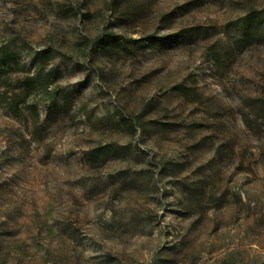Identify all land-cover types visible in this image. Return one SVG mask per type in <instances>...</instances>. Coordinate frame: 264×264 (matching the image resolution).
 <instances>
[{
  "label": "rangeland",
  "instance_id": "374dc122",
  "mask_svg": "<svg viewBox=\"0 0 264 264\" xmlns=\"http://www.w3.org/2000/svg\"><path fill=\"white\" fill-rule=\"evenodd\" d=\"M253 9L0 0V264H264V40L231 24Z\"/></svg>",
  "mask_w": 264,
  "mask_h": 264
},
{
  "label": "trees",
  "instance_id": "16d2710c",
  "mask_svg": "<svg viewBox=\"0 0 264 264\" xmlns=\"http://www.w3.org/2000/svg\"><path fill=\"white\" fill-rule=\"evenodd\" d=\"M232 25L242 33L246 38H253L257 41L264 40V9H253L247 12L241 18L232 21ZM104 47H110L112 44L124 48V41L120 36L109 34L104 36L101 40ZM13 55V50L4 47L0 49V69L9 67V60ZM23 103L22 98L13 99L9 102V107L12 111H18L20 105ZM112 149L109 145L99 146L89 151V161L92 165L102 164L107 160V155L111 153Z\"/></svg>",
  "mask_w": 264,
  "mask_h": 264
}]
</instances>
